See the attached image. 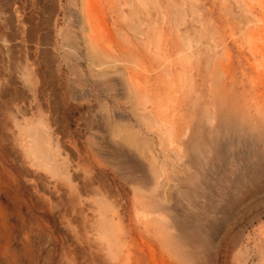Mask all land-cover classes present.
<instances>
[{"label": "rangeland", "instance_id": "1", "mask_svg": "<svg viewBox=\"0 0 264 264\" xmlns=\"http://www.w3.org/2000/svg\"><path fill=\"white\" fill-rule=\"evenodd\" d=\"M183 1L188 29L193 26L191 12H196L208 27L213 23L215 34L208 35H214L218 48L226 47L234 97L222 115L247 126L249 133L242 139L229 133L209 136L205 109L218 114L210 77L199 80L193 96L201 100L195 106L193 96L188 102L182 100L180 87L190 71L176 66L173 91L157 96L176 105L169 112L181 137L174 149L166 138L161 147L158 138L153 144L156 152L178 151L183 159L192 158L193 168L183 193L170 189L168 202H163V180L152 191L151 167L145 157L106 137L98 139L108 135L110 128L104 111L81 93L68 92L73 81L88 86L69 74L70 65L84 61L73 0H0V264H264V85L253 88L249 83L256 80V66L264 84V64L242 44L238 19L233 22L234 43L224 31L218 6ZM198 3H206L204 9L210 11H200ZM235 3L230 2L234 11ZM111 17H106L109 28ZM131 41L134 47L142 42ZM171 46V60L185 66L176 36ZM135 48L142 56V48ZM115 89L108 96L101 94L107 109L134 124L124 89ZM141 110L145 116L156 115L149 105ZM31 124L42 125L53 136L50 147H58L57 160L67 168L68 177L51 174L25 155L27 136L16 126L23 130ZM125 162L149 182L151 198L134 193L125 182L132 173ZM98 193L115 208L113 221L120 231L116 240L121 249L112 257L100 238L104 213ZM168 209L178 215L176 221L182 226V231L174 232L183 238L182 262L162 242L171 222L165 214Z\"/></svg>", "mask_w": 264, "mask_h": 264}, {"label": "bare ground", "instance_id": "2", "mask_svg": "<svg viewBox=\"0 0 264 264\" xmlns=\"http://www.w3.org/2000/svg\"><path fill=\"white\" fill-rule=\"evenodd\" d=\"M202 1L219 7L225 24L224 31H227V36L234 43L236 38L233 22L239 20L238 33L242 44L246 46L254 60L259 59L264 64V0H246V2L234 0L237 3H235L236 11L230 4L231 0ZM205 5L206 3L204 6L198 3L199 10L208 13L210 10L204 9ZM72 6L75 9L78 33L84 48V61L81 64L70 65L69 74L79 80L83 79L89 88L85 84L73 81L68 86V92L81 93L104 111L103 118L110 122V128L108 135H100L98 139L103 140L106 137L145 157L151 167L152 191H156L159 179L163 180L164 190L161 195L163 202L169 200L167 193L170 189L181 195L186 182L190 181L192 158L183 159L178 151L170 154L156 152L153 144L154 139L158 138L161 147L163 138H166L168 145L174 149L181 137L177 124L169 112L171 108L176 109V105L173 106V101L170 99L162 102L157 96L161 91L166 93L173 91L176 66L180 65L182 70L190 71L188 79L184 78L180 86L184 91L182 95L184 102L192 99L201 78L210 77L212 102L217 107L218 114L211 115L209 108L205 109L206 121L211 126L209 136L229 133L233 136L237 134L236 139H242L243 135L249 133L247 126H241L234 118L225 119L222 115L229 99L234 97V83L231 58L225 51L226 47L218 48L214 35H208V33L215 34L212 30L213 23L208 27L200 14L191 12L190 19L193 26L188 29L189 18L183 0L178 4L174 0H73ZM107 15H112L110 28L107 27ZM174 36L181 43L183 49L181 54L185 53V66L179 60L177 63L171 60L174 47H170V42ZM139 38L142 42L136 43L135 47L142 48V56H139L131 41L132 39L138 41ZM257 68L254 67L256 80H249L253 88L264 85L263 75L258 73L261 70ZM203 72L206 74L202 75ZM116 86L124 89L125 101L131 106V116L136 125L122 113L107 109V102L103 100L101 94L110 95L111 92L116 91ZM193 97H195L193 104L197 106L201 97ZM147 105L156 110H154L156 115L143 114L141 107ZM16 127L19 131H24L27 136L28 147L24 153L32 164L41 165L53 175L69 176L65 165L57 160L58 147H50L53 136L42 125L39 127L31 124L23 130L19 125ZM150 128L154 131L146 133ZM255 135L258 137L257 132ZM245 141L241 146L245 147ZM193 147L194 145L191 146ZM216 155L222 157L220 152H216ZM125 164L127 168L132 169L129 178H124L125 182L134 193L151 198L152 191L146 188L149 182L141 172L133 168L132 164L128 162ZM98 201L104 213L101 219L103 231L100 238L107 242L109 255L112 257L118 255L121 249V245L116 240L120 231L113 221L115 208L103 193H98ZM152 208L155 210L156 206L153 205ZM106 213L112 215L110 219L107 218ZM165 214L171 222L170 225H166L167 236L162 238V242L174 258L182 262L186 254L183 238L174 234L175 230L182 231V226L176 221L178 219L176 213L173 214L168 209ZM155 221L162 225L158 217H155Z\"/></svg>", "mask_w": 264, "mask_h": 264}]
</instances>
